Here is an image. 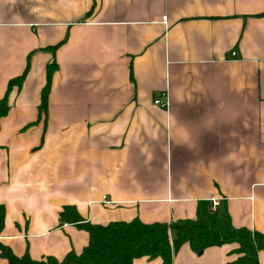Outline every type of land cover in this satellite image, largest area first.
<instances>
[{"label":"crops","instance_id":"crops-1","mask_svg":"<svg viewBox=\"0 0 264 264\" xmlns=\"http://www.w3.org/2000/svg\"><path fill=\"white\" fill-rule=\"evenodd\" d=\"M5 97L0 242L17 256L83 252L66 206L103 226H216L227 211L264 233V0H0ZM236 248L185 243L173 264H228Z\"/></svg>","mask_w":264,"mask_h":264},{"label":"trees","instance_id":"trees-1","mask_svg":"<svg viewBox=\"0 0 264 264\" xmlns=\"http://www.w3.org/2000/svg\"><path fill=\"white\" fill-rule=\"evenodd\" d=\"M52 71L53 67H50L49 77ZM25 74L11 80L8 92L14 86L22 85ZM49 88L48 84L43 90L41 110H45L47 106ZM8 111V100L5 97L0 105V121ZM5 213V207L0 204V230L4 226ZM61 220L77 224L89 231V245L81 254L70 252L62 260L53 256L37 260L28 252L17 256L9 246L0 242L2 255L9 264H132L136 258L145 256L160 257L163 264H173L174 255L185 243H189L198 252L212 246L237 243L235 253L239 257L228 264H260L259 251L264 249V233H253L247 228L235 227L227 211H217L216 226L201 217L171 224H145L135 219L131 222H112L105 226L91 225L84 223L73 206L64 208Z\"/></svg>","mask_w":264,"mask_h":264},{"label":"built area","instance_id":"built-area-1","mask_svg":"<svg viewBox=\"0 0 264 264\" xmlns=\"http://www.w3.org/2000/svg\"><path fill=\"white\" fill-rule=\"evenodd\" d=\"M155 103H157V104H163L164 101L161 100V99H158V100L155 101ZM105 199H106V197H105ZM105 203H107V204H112V202L107 201V200H105ZM213 205H214V207L216 208V206L219 205V200H217V199H213Z\"/></svg>","mask_w":264,"mask_h":264}]
</instances>
